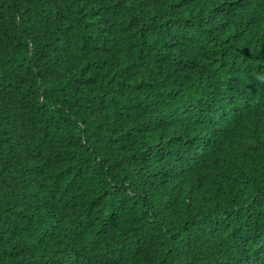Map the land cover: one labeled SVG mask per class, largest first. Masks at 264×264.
Returning a JSON list of instances; mask_svg holds the SVG:
<instances>
[{
	"label": "trees",
	"instance_id": "trees-1",
	"mask_svg": "<svg viewBox=\"0 0 264 264\" xmlns=\"http://www.w3.org/2000/svg\"><path fill=\"white\" fill-rule=\"evenodd\" d=\"M263 36L264 0H0V264H264V126L230 173L189 136Z\"/></svg>",
	"mask_w": 264,
	"mask_h": 264
},
{
	"label": "clouds",
	"instance_id": "clouds-1",
	"mask_svg": "<svg viewBox=\"0 0 264 264\" xmlns=\"http://www.w3.org/2000/svg\"><path fill=\"white\" fill-rule=\"evenodd\" d=\"M229 37H233L235 39V36L230 35ZM262 40H264V36L262 37ZM247 41L248 38H242L241 41L244 45L246 58L238 60V62L244 66L242 77L237 83H235L230 69L232 64L228 67V69H230V75L228 78L231 79V83L225 81V85H222L221 95L214 96L211 99L207 98L205 100L206 102L204 103L206 111L202 113L201 117L207 121V124L203 123L195 134L189 135L196 143L201 145L207 144L211 149L209 159L215 165L224 169V171L228 173H230V169L235 170L236 168V164L234 162L235 158L231 152L244 154L253 149L250 145L243 144L240 141L239 137H241L243 130H245L248 126H264L262 115L257 113V107H250L249 103L247 104L241 101V96H247L250 101L258 100L255 95L257 91H243L242 88L244 85L250 84L252 81H258V70L259 68H264V53H260L258 57L249 59L253 52L246 46L248 43ZM223 52L225 53V51ZM207 62L211 65L216 61L214 60V57H211ZM228 95L234 97H229ZM234 99L235 104L239 101L243 108L241 114H234L226 104L227 100L234 101ZM247 105L248 107L246 108ZM244 111L246 112L244 113ZM206 133L211 136L210 139L213 146L205 140ZM229 146H234L237 149L227 150Z\"/></svg>",
	"mask_w": 264,
	"mask_h": 264
}]
</instances>
